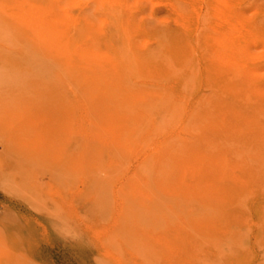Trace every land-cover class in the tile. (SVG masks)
Segmentation results:
<instances>
[{"label": "rangeland", "instance_id": "rangeland-1", "mask_svg": "<svg viewBox=\"0 0 264 264\" xmlns=\"http://www.w3.org/2000/svg\"><path fill=\"white\" fill-rule=\"evenodd\" d=\"M0 264H264V0H0Z\"/></svg>", "mask_w": 264, "mask_h": 264}, {"label": "bare ground", "instance_id": "bare-ground-1", "mask_svg": "<svg viewBox=\"0 0 264 264\" xmlns=\"http://www.w3.org/2000/svg\"><path fill=\"white\" fill-rule=\"evenodd\" d=\"M4 16H5V15H4ZM3 20H4V19H3ZM121 20H122V19H121ZM114 27H115V26H114ZM102 29H103V28H102ZM52 51H53V52H57V50H54V49H52ZM173 80H174V79H173ZM72 95H73V94H72ZM74 97H75V96H74ZM75 127H76V126H75ZM118 130H120V129H118ZM118 130H117V131H118ZM120 133H121V132H120ZM120 133H119V134H120ZM121 134H122V133H121ZM121 134H120V135H121ZM105 136H106V135H105ZM97 138H98V137H97ZM103 138H104V136H103ZM104 139H105V138H104ZM101 140H102V139H101ZM160 143H161V142H160ZM157 145H158V144H157ZM171 146H172V145H171ZM152 149H153V148H152ZM150 150H151V149H150ZM137 160H138V159H137ZM194 163H195V162H194ZM192 165H193V163H192ZM193 168H195V167H193ZM195 169H196V168H195ZM126 178H127V177H126ZM117 182H118V181H117ZM138 186H139V185H138ZM138 186H137V187H138ZM136 193H137V191H136ZM137 197H138V196H137ZM153 203H154V202H153ZM153 206H154V205H153ZM151 207H152V205H151ZM155 208H156V207H155Z\"/></svg>", "mask_w": 264, "mask_h": 264}]
</instances>
